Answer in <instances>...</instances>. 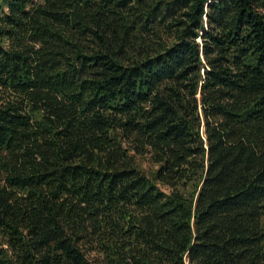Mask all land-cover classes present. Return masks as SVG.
Segmentation results:
<instances>
[{
    "label": "trees",
    "instance_id": "16d2710c",
    "mask_svg": "<svg viewBox=\"0 0 264 264\" xmlns=\"http://www.w3.org/2000/svg\"><path fill=\"white\" fill-rule=\"evenodd\" d=\"M0 264H264V0H0Z\"/></svg>",
    "mask_w": 264,
    "mask_h": 264
},
{
    "label": "rangeland",
    "instance_id": "374dc122",
    "mask_svg": "<svg viewBox=\"0 0 264 264\" xmlns=\"http://www.w3.org/2000/svg\"><path fill=\"white\" fill-rule=\"evenodd\" d=\"M140 166L147 173H150L155 169L154 166L146 160H140Z\"/></svg>",
    "mask_w": 264,
    "mask_h": 264
}]
</instances>
